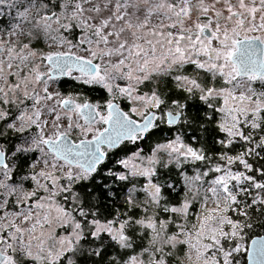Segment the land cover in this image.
<instances>
[{
  "label": "snow or ice",
  "instance_id": "obj_1",
  "mask_svg": "<svg viewBox=\"0 0 264 264\" xmlns=\"http://www.w3.org/2000/svg\"><path fill=\"white\" fill-rule=\"evenodd\" d=\"M0 264H264V0H0Z\"/></svg>",
  "mask_w": 264,
  "mask_h": 264
}]
</instances>
